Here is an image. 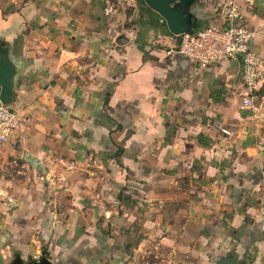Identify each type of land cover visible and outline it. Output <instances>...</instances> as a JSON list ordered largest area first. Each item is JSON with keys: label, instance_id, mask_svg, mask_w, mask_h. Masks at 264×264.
Here are the masks:
<instances>
[{"label": "crops", "instance_id": "crops-1", "mask_svg": "<svg viewBox=\"0 0 264 264\" xmlns=\"http://www.w3.org/2000/svg\"><path fill=\"white\" fill-rule=\"evenodd\" d=\"M236 1L264 60V0ZM161 20L143 0H0L22 118L0 145V264H125L138 232L169 264L231 246L264 264V85L244 105L237 63L153 48Z\"/></svg>", "mask_w": 264, "mask_h": 264}, {"label": "built area", "instance_id": "built-area-1", "mask_svg": "<svg viewBox=\"0 0 264 264\" xmlns=\"http://www.w3.org/2000/svg\"><path fill=\"white\" fill-rule=\"evenodd\" d=\"M213 14L219 25L203 27L189 34L173 35L177 41L172 46V52L198 67L237 63L243 104L251 105L264 85V60L251 45L253 31L245 22L236 0H214ZM238 56H241L240 64ZM21 125L20 114L9 104L0 101V145L14 141Z\"/></svg>", "mask_w": 264, "mask_h": 264}, {"label": "water", "instance_id": "water-1", "mask_svg": "<svg viewBox=\"0 0 264 264\" xmlns=\"http://www.w3.org/2000/svg\"><path fill=\"white\" fill-rule=\"evenodd\" d=\"M144 3L165 22L168 31L175 36L189 34L201 28L194 8L198 0H143ZM240 64L241 56L237 57ZM15 67L8 58L7 52L0 47V101L4 104L12 102V81ZM46 264H49L45 260ZM28 264H37L31 260ZM213 264H249L247 258H238L234 249L225 251L213 261Z\"/></svg>", "mask_w": 264, "mask_h": 264}, {"label": "rangeland", "instance_id": "rangeland-1", "mask_svg": "<svg viewBox=\"0 0 264 264\" xmlns=\"http://www.w3.org/2000/svg\"><path fill=\"white\" fill-rule=\"evenodd\" d=\"M213 3H214V0L211 2V5L209 6V9H211ZM125 11H127V10H125ZM129 24L131 25L130 22H129ZM176 41H177V38H175V37H173V39H168V41L167 40H164L162 43H157V42H154V40H153L152 42H154V43L152 44V46L155 49H158V48H160V49L161 48L162 49H165V48L168 49V47L170 45V42L174 44V43H176ZM135 236L137 237V239H136L137 241L134 244H132V246L130 247V249L127 251L128 252L127 253L128 260H126V263L125 264H169L168 263L169 261H168L167 256H169L171 254V251L169 252L165 248H162L161 249V247L155 246L157 239L155 241L151 237H148V235L145 236L141 232L140 233L138 232L137 234L135 233ZM146 238H147V242L145 243V245L141 248V250H139V252H136V256L133 255L134 252H133L132 247L136 248L138 242L140 240L146 239ZM32 239L34 241L36 240V243L34 242V244L36 246H38V244H40L39 241H37V239L35 237H33ZM184 245H185V243H184ZM232 247L233 246H231V248L229 250L234 249L235 252H236V254H237L236 249L234 247L233 248ZM225 251H228V250L225 249ZM225 251H223V250L221 251L220 250L219 253L222 255V254L225 253ZM8 253H9V251H8ZM40 253H41V250H40ZM220 254H218V255H220ZM218 255H216V257L215 256L214 257H212V256L208 257V255L207 256L205 255L203 257H205L204 260L206 261V264H213V261L218 258ZM256 255H257V251L255 250L253 252V255H249V257H246L245 256V257H242V258H247L249 260V264H254L253 263L254 262V257H256ZM16 256H18V255L14 254V255L7 256L8 257V260L6 261V264L8 262L12 261V259L14 257H16ZM39 256H40V254H39ZM237 256H238V254H237ZM5 260L6 259H4V261ZM21 264H24V261H22ZM172 264H175V262H172Z\"/></svg>", "mask_w": 264, "mask_h": 264}, {"label": "flooded vegetation", "instance_id": "flooded-vegetation-1", "mask_svg": "<svg viewBox=\"0 0 264 264\" xmlns=\"http://www.w3.org/2000/svg\"><path fill=\"white\" fill-rule=\"evenodd\" d=\"M36 263L37 264H46L43 253H42V256L39 257V261H36ZM9 264H21V262L16 257H14Z\"/></svg>", "mask_w": 264, "mask_h": 264}]
</instances>
